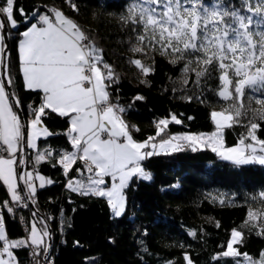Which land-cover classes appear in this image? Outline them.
Here are the masks:
<instances>
[{"label": "trees", "instance_id": "16d2710c", "mask_svg": "<svg viewBox=\"0 0 264 264\" xmlns=\"http://www.w3.org/2000/svg\"><path fill=\"white\" fill-rule=\"evenodd\" d=\"M72 2L77 10H73L69 0H14V18L19 24L13 30L9 28L7 72L26 121L32 117L29 105L35 107L40 103V93L21 83L17 50L19 33L30 24L27 21L36 22L33 13L50 15V9L55 8L72 19L102 49L104 61L118 77V83L108 88L110 98L125 109L122 116L134 140L143 141L155 136L156 122L172 115L181 123L169 120L165 132L156 139L178 132L215 130L211 112L220 111L231 103L216 94L220 73L215 66L210 68V75L202 77L197 84L194 72L186 75L182 72L186 61L170 63L171 56L161 55L158 51L132 53L130 49L137 43L135 34L132 26L123 24L120 19L132 0ZM227 2L235 6L240 4V0ZM4 3L5 0H0V5ZM20 9H23V16ZM132 59H140L154 71L144 76L130 63ZM141 80L145 82L141 83ZM137 95L143 99L135 100ZM249 95L264 98L260 93H246L243 103L247 116L240 124L223 129L225 146L238 143L246 134L249 121L259 123L256 135L264 139V121L249 110V107L259 106L255 99H248ZM45 111L48 114L41 122L51 135L37 139L36 152L47 149L52 154L36 163L33 149L29 148L26 166H33L53 181L43 188L37 187L32 198L35 208L51 229L53 264H186L185 254L192 264H237V260L241 264L242 255L214 259L226 248L234 228L243 234L242 244L234 247L253 260L260 259L264 235H257L255 228L244 227V222L249 208L264 207L259 202V194L264 192V166L236 167L206 147L195 152L185 147L182 151L150 157L143 166L150 172L151 180L138 177L130 180L129 187L124 190L125 211L116 217L106 198L81 195L65 187L68 177L78 176L76 169L81 162L74 163L65 175L57 159L72 148L65 132L69 126L68 118L60 117L50 109ZM7 198L6 190L0 184V204ZM17 213L24 216L27 223L34 220L45 228L29 207ZM1 214L7 239L22 240L23 229L18 215L7 208ZM12 252L18 264H32L31 248H14ZM42 254L43 248H40L38 255Z\"/></svg>", "mask_w": 264, "mask_h": 264}, {"label": "snow or ice", "instance_id": "6c2138e0", "mask_svg": "<svg viewBox=\"0 0 264 264\" xmlns=\"http://www.w3.org/2000/svg\"><path fill=\"white\" fill-rule=\"evenodd\" d=\"M69 3L77 10L72 0ZM50 11L52 16L33 13L36 22L27 21L30 27L19 33V63L24 85L41 94L39 106L29 105L33 118L26 125L14 111L5 85L0 83V181L7 187L13 202L22 200L17 191L18 180L23 181L29 199L36 193L34 179L41 181V188L45 183H53L39 174L34 176L33 172L17 171V164L25 163V142L28 148H36L38 135H51L46 128H37L42 117L48 114L46 109L68 118L66 135L74 151L60 155L58 162L65 175L77 161L82 162L89 173L86 179L69 180L67 187L81 195L106 198L116 217L125 211L124 190L129 187L130 180L133 177L151 180V174L142 167V162L150 157L168 155L185 147L193 152L206 147L236 167L264 166V139L256 135L259 123L249 121L246 134L234 147H225L222 136L223 129L240 124L247 116L243 103L246 93L264 96V0H240L239 6L227 0H132L127 6L120 19L123 24L131 25L135 34L137 43L131 47L132 53L158 51L161 55H170V63L186 61L182 72L185 75L194 72L197 84L202 77L210 75V68L215 66L220 73L216 94L225 102L231 101L228 107L211 112L214 132L172 135L159 142L156 137L165 132L169 119L156 122L155 136H149L143 142L134 140L122 116L125 109L110 101L108 88L118 83V77L104 61L102 49L63 12L55 8ZM20 13L24 15L23 9ZM0 17H6L11 28L18 27L14 0H5L0 5ZM5 28L6 25L0 22V30ZM4 47L5 35H0V52ZM130 63L144 76L154 71L140 59H132ZM8 83L11 84L10 78ZM184 83H187L186 79ZM134 99L139 101L143 97L137 95ZM248 99H255L259 107H249V110L264 121V98L249 95ZM15 106L20 107L18 100ZM171 122L181 123L175 115L171 116ZM51 154L47 149L38 152L35 162L39 163ZM259 202L264 204V192L259 194ZM8 210L12 211L11 208ZM244 227L255 228L257 235H264V207L249 208ZM46 237L50 238L47 227L39 230L33 223L27 239L9 241L0 219V241L3 242L0 264H18L11 251L14 248L32 247L34 258L40 248L46 254ZM242 242V232L234 228L226 248L214 259L242 255L246 264H264V251L256 261L234 247ZM184 260L192 264L187 254ZM237 264H240L239 260Z\"/></svg>", "mask_w": 264, "mask_h": 264}, {"label": "water", "instance_id": "95a60500", "mask_svg": "<svg viewBox=\"0 0 264 264\" xmlns=\"http://www.w3.org/2000/svg\"><path fill=\"white\" fill-rule=\"evenodd\" d=\"M0 22L4 23L6 25V28L1 30L2 35H5V47H4V51L2 52V61H1L2 79H3L4 85H5L6 92L9 94L10 101L13 104V108H14L15 112L17 113V115L21 119L22 123H24L26 125V121H25V118L23 116L21 108L15 106L16 100H18V98L15 96V94L13 92L12 85L8 83L9 75L7 72V67H5V66H7V60H8V56H9V31H8V25H7V21H6L5 17H0ZM12 97H15V99H12ZM24 131H25V136H26V129H24ZM26 152H27V147L25 144L24 145V156H23L25 163L22 165L19 163L17 164L18 173H22L25 171ZM19 186H20V189H21V192H22L24 198L27 201L29 208L33 212V215L35 213V216L39 217L41 219V221L43 223H45V227H47L48 231L50 232V238L46 237V243L48 245V252L46 254L45 253L43 254V263L42 264H44L48 254L50 253L51 247H52L51 229H50L48 223L43 219V217L39 213V211L35 208L32 199L28 198V195H27L23 181H19ZM34 218H36V217H34Z\"/></svg>", "mask_w": 264, "mask_h": 264}, {"label": "crops", "instance_id": "0c3cea01", "mask_svg": "<svg viewBox=\"0 0 264 264\" xmlns=\"http://www.w3.org/2000/svg\"><path fill=\"white\" fill-rule=\"evenodd\" d=\"M49 16H52V14H50ZM5 19H6V17H5ZM6 21H7V19H6ZM19 24V23H18ZM7 25H8V23H7ZM27 27H30V24L27 26ZM27 27L24 29V30H22V32L23 31H25L26 29H27ZM9 28L10 29H12L13 30V28H11L10 27V25H8V31H9ZM0 35H2V33H1V30H0ZM20 38L21 37H19V39H18V41H17V50H18V56H19V40H20ZM1 61H2V52H0V69H1ZM18 71H19V74H20V80H21V83L23 84V86L25 87V85H24V81H23V74L21 73V71H20V63H19V65H18ZM2 81H3V79H2ZM2 83V82H1ZM3 84H4V82H3ZM26 88V87H25ZM41 95V94H40ZM16 96V95H15ZM17 97V96H16ZM19 101V100H18ZM39 104L40 103H38L35 107H37V106H39ZM14 109V108H13ZM15 111V110H14ZM30 120V118L26 121V124L28 123V121ZM37 128L38 129H43V128H46L44 125H43V123H41L40 125H38L37 126ZM68 128H69V126H68ZM67 128V129H68ZM47 129V128H46ZM67 129H66V131L65 132H67ZM48 130V129H47ZM48 132H49V130H48ZM43 136H45V135H43V134H41V135H38L37 137H36V141H37V139L39 138V137H43ZM67 136V135H66ZM68 138V137H67ZM69 140V139H68ZM36 141H35V143H36ZM137 142H142V141H137ZM25 144H26V142H25ZM26 147H27V145H26ZM28 147H27V152H28ZM31 149H33V160H35V157H36V155H37V152H36V148H31ZM70 151H74L72 148H71V150ZM26 152V153H27ZM40 152H43V150L42 151H40ZM19 159V154H17V160ZM27 159V158H26ZM60 160V157H58V159H57V161H59ZM26 162H27V160H26ZM144 162V161H143ZM143 162H142V166H143ZM59 163V162H58ZM60 164V163H59ZM26 165V164H25ZM61 165V164H60ZM62 166V165H61ZM63 168V167H62ZM79 169H81V171L80 172H77L78 173V176H75V177H68L67 179H66V181H65V187L66 188H68L67 187V184H68V181L69 180H73V181H75V180H82V179H86V177L89 175V173H87V171L85 170V167H84V164L81 162L80 163V166L78 167ZM77 168V169H78ZM28 170H30L31 172H33L34 173V176L36 175V174H39V175H41V176H43L44 178H45V180H49L46 176H44L42 173H40L39 171H37L33 166H25V171L24 172H27ZM35 180V179H34ZM39 180H35V188L37 189V187H40V184H39ZM0 184L1 185H3V187H4V189L6 190V193H7V196H8V198H11V194L7 191V187L3 184V182L2 181H0ZM17 184H18V187H17V191H18V194L20 195H23L22 194V192H21V189H20V186H19V180L17 181ZM45 184H47V183H45ZM108 184H109V186L111 185V180L110 179H108ZM69 189V188H68ZM111 209V208H110ZM112 212V211H111ZM37 226H38V228H39V225L37 224V223H35ZM5 230V229H4ZM40 230V229H39ZM5 235H6V233H5ZM9 241H16V240H21V238L20 239H8ZM2 242V241H1ZM2 245H3V242H2ZM11 251H12V249H11Z\"/></svg>", "mask_w": 264, "mask_h": 264}, {"label": "rangeland", "instance_id": "374dc122", "mask_svg": "<svg viewBox=\"0 0 264 264\" xmlns=\"http://www.w3.org/2000/svg\"><path fill=\"white\" fill-rule=\"evenodd\" d=\"M29 17H31V15L29 16ZM29 19V18H28ZM81 30L85 33V31L81 28ZM86 34V33H85ZM3 83V81H2V73H1V69H0V83ZM110 101H111V103H113V104H117V105H119L116 101H114L113 99H111L110 98ZM120 106V105H119ZM213 111H218V110H213ZM33 117H30V119H32ZM166 119H169V120H171V116L169 117V118H166ZM42 123V122H41ZM216 130V129H215ZM215 130H213V131H208V132H178V133H175V134H172V135H180V134H210V133H212V132H214ZM171 135V136H172ZM170 137V136H169ZM168 138V137H167ZM167 138H162V139H167ZM161 139H156V142H159ZM143 141H145V140H143ZM142 141V142H143ZM236 144H234V145H230V146H225V147H234ZM144 165V164H143ZM143 168H144V166H142ZM145 169V168H144ZM145 171L146 172H148V173H150L147 169H145ZM27 172H31L30 170H28ZM41 176V175H40ZM33 183H34V185H35V180H33ZM41 183V181L39 182V184ZM20 196L23 198V200L25 201V204L27 205V206H24V207H22V209L21 210H23L25 207H29L28 206V204H27V201H26V199L24 198V196L23 195H21L20 194ZM4 201H5V199H4ZM112 211V210H111ZM112 214H113V212H112ZM1 218H2V214H1ZM3 220V219H2ZM33 223H36L34 220H31L30 221V224L29 223H20V225L22 226V229H23V235H22V237H23V239H27L28 238V236H29V234H30V231H31V227H32V224ZM38 225L40 224V223H37ZM42 225H44V227H45V223H42ZM37 226V225H36ZM37 228H38V226H37ZM38 229H40V230H43L42 229V227H41V225H39V228ZM45 241H46V238H45ZM0 247H2V244L0 243ZM29 248H32V247H29ZM43 254H44V251H43ZM43 254H42V256H43ZM38 257H40V255H38ZM4 258H7L6 257V255L4 256ZM46 264H53V256H51V258H46ZM186 264H187V262H186ZM241 264H246V262L244 261V257L241 259Z\"/></svg>", "mask_w": 264, "mask_h": 264}, {"label": "built area", "instance_id": "2783aa9c", "mask_svg": "<svg viewBox=\"0 0 264 264\" xmlns=\"http://www.w3.org/2000/svg\"><path fill=\"white\" fill-rule=\"evenodd\" d=\"M6 155V154H5ZM24 206H27L26 204H25V201L23 200V198H22V200L21 201H19V202H13L12 201V199L11 198H7V199H5V201L2 203V204H0V219H2L1 218V212H2V210L5 208H7V209H9V208H11L12 209V211H13V213L17 216L18 215V221L20 222V223H26V220H25V218H24V216H22L21 214H18L17 212H20L21 211V209H22V207H24ZM17 211V212H16ZM31 251L33 252V249L31 248ZM32 257H33V255H32ZM34 258V257H33ZM38 258V255H36L35 256V258L33 259V260H36Z\"/></svg>", "mask_w": 264, "mask_h": 264}, {"label": "bare ground", "instance_id": "6f19581e", "mask_svg": "<svg viewBox=\"0 0 264 264\" xmlns=\"http://www.w3.org/2000/svg\"><path fill=\"white\" fill-rule=\"evenodd\" d=\"M51 256H52V255H50V253H49L48 256H47V259H48V258H51ZM33 259H34V258H33ZM37 262H39V264H42V263H43V256H40V257H38L36 260H33V261H32V264H37ZM44 264H46V260H45Z\"/></svg>", "mask_w": 264, "mask_h": 264}]
</instances>
